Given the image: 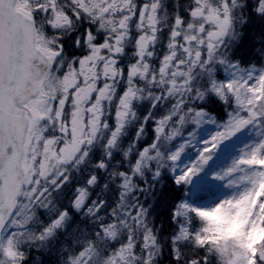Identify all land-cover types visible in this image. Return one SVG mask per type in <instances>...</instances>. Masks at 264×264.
Returning a JSON list of instances; mask_svg holds the SVG:
<instances>
[{
  "label": "snow or ice",
  "instance_id": "snow-or-ice-1",
  "mask_svg": "<svg viewBox=\"0 0 264 264\" xmlns=\"http://www.w3.org/2000/svg\"><path fill=\"white\" fill-rule=\"evenodd\" d=\"M0 264H264V0H0Z\"/></svg>",
  "mask_w": 264,
  "mask_h": 264
}]
</instances>
